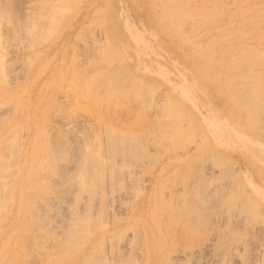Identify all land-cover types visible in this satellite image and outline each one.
Wrapping results in <instances>:
<instances>
[{
  "label": "rangeland",
  "instance_id": "374dc122",
  "mask_svg": "<svg viewBox=\"0 0 264 264\" xmlns=\"http://www.w3.org/2000/svg\"><path fill=\"white\" fill-rule=\"evenodd\" d=\"M170 1L0 0V264H264V0Z\"/></svg>",
  "mask_w": 264,
  "mask_h": 264
},
{
  "label": "bare ground",
  "instance_id": "6f19581e",
  "mask_svg": "<svg viewBox=\"0 0 264 264\" xmlns=\"http://www.w3.org/2000/svg\"><path fill=\"white\" fill-rule=\"evenodd\" d=\"M170 1V0H169ZM189 1V0H188ZM213 1H215V0H213ZM171 2V1H170ZM174 2V1H173ZM172 2V3H173ZM208 2V1H207ZM214 3V2H213ZM163 4H165V3H163ZM171 5V4H170ZM169 7H171V6H169ZM123 12V11H122ZM171 12H172V10H171ZM124 13V12H123ZM123 13H120L119 14V16H123ZM237 16V15H236ZM169 18V17H168ZM173 19V18H172ZM125 25H127V21H125ZM125 29H126V26H125ZM133 30H135V31H137L136 29H134L133 28ZM146 30V29H145ZM142 32H144L143 30H141ZM147 32H148V30H146ZM110 35V34H109ZM128 36H129V40L134 44V45H137V44H135V42H136V40H135V38L133 39V38H131L132 36H133V34H132V32H130V33H128ZM122 41V40H121ZM120 41V42H121ZM123 43V42H122ZM220 43V42H219ZM246 44V43H245ZM224 45V44H223ZM238 46V45H237ZM210 49H211V47H210ZM213 49H215V48H212V50ZM234 51V50H233ZM237 51V50H236ZM203 52V51H202ZM218 52V51H217ZM217 52H216V54H217ZM220 53V52H219ZM235 53V52H234ZM243 53V52H242ZM251 53H254V52H251ZM163 54V53H162ZM236 54V53H235ZM248 54H250V53H248ZM250 55H252V54H250ZM255 56V55H254ZM261 56V55H260ZM264 56V55H263ZM204 58V57H203ZM208 59H205V61H207ZM255 60V59H254ZM210 61V60H209ZM208 61V63H207V65H213L214 64V61H210L209 62ZM203 64H205V62H204V60H203ZM209 65V66H210ZM212 65L210 66V67H212ZM204 67H205V65H204ZM216 67V66H215ZM157 68L159 69V74L161 75V76H159V78L161 79V80H166V81H169L170 79H169V76L172 74V68L171 69H169L166 65H157ZM166 68H168V69H166ZM140 69V68H139ZM136 71V70H135ZM226 71V70H225ZM224 71V72H225ZM244 71V70H243ZM136 72H138V71H136ZM141 72V71H140ZM227 72V71H226ZM226 74H228V73H226ZM231 74V73H230ZM229 74V75H230ZM234 74V73H233ZM239 74V73H238ZM215 76H216V74H215ZM258 78V77H257ZM249 79V78H248ZM177 80H179V83H178V86H179V88L181 89V90H186V87H184L185 85H184V83H183V80H185V76L184 75H182L179 79H177ZM189 78H188V80H187V82H189ZM251 80H256L255 78L254 79H251ZM257 80H259V78L257 79ZM16 187V186H15ZM16 189V188H15ZM12 190H14V188L12 189ZM23 191V190H22ZM9 192H11L10 190L8 191V193ZM16 192V191H15ZM7 193V194H8ZM258 193V192H257ZM6 195V194H5ZM8 196V195H7ZM10 196V195H9ZM258 197L260 198V199H262V200H264V195H258ZM12 198V197H11ZM257 198V197H256ZM13 206V205H12ZM20 210V209H19ZM1 217H3L2 215H1ZM1 219V218H0ZM113 226L114 227H117V226H119L118 227V229H121L123 226H124V224H121L120 222L119 223H117V222H114L113 223ZM115 229V228H114ZM19 241V240H18ZM76 247V246H75ZM76 249V248H75ZM74 249V250H75Z\"/></svg>",
  "mask_w": 264,
  "mask_h": 264
},
{
  "label": "crops",
  "instance_id": "0c3cea01",
  "mask_svg": "<svg viewBox=\"0 0 264 264\" xmlns=\"http://www.w3.org/2000/svg\"><path fill=\"white\" fill-rule=\"evenodd\" d=\"M169 82H170V80L169 81H167V83L169 84Z\"/></svg>",
  "mask_w": 264,
  "mask_h": 264
}]
</instances>
